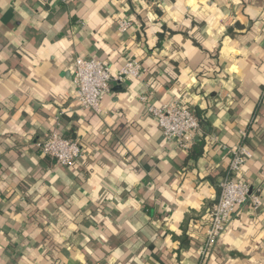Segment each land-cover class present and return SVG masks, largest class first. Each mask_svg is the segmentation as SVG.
I'll list each match as a JSON object with an SVG mask.
<instances>
[{
	"label": "crops",
	"instance_id": "obj_1",
	"mask_svg": "<svg viewBox=\"0 0 264 264\" xmlns=\"http://www.w3.org/2000/svg\"><path fill=\"white\" fill-rule=\"evenodd\" d=\"M79 56L146 75L112 82L95 114L75 99ZM150 93L206 112L199 159L163 137ZM263 96L264 0H0V264H264ZM54 130L79 144L74 166L37 148ZM243 141L255 153L241 178L262 205L239 210L202 261Z\"/></svg>",
	"mask_w": 264,
	"mask_h": 264
},
{
	"label": "built area",
	"instance_id": "obj_2",
	"mask_svg": "<svg viewBox=\"0 0 264 264\" xmlns=\"http://www.w3.org/2000/svg\"><path fill=\"white\" fill-rule=\"evenodd\" d=\"M131 24L121 21L119 29L127 32ZM146 75L144 66L137 60L127 61L114 75L110 64L96 58L77 57L73 83L76 87V101L84 110L100 114L104 96L110 92L111 83L119 84L127 80L141 81ZM142 97L148 104L149 114L157 122L163 137L175 143L181 150L189 151L197 142L202 127L195 113L174 99L159 105L151 104L152 98ZM39 151L52 158L64 167H72L83 157L78 143L64 138L57 130L46 135L44 140L37 144ZM230 162L219 183V195L208 214V227L205 239L197 248V255L204 261L226 232L232 218L248 203L256 208L262 205L261 199L253 193L249 184L241 178L243 168L253 158V154L242 145L234 147L230 152Z\"/></svg>",
	"mask_w": 264,
	"mask_h": 264
},
{
	"label": "trees",
	"instance_id": "obj_3",
	"mask_svg": "<svg viewBox=\"0 0 264 264\" xmlns=\"http://www.w3.org/2000/svg\"><path fill=\"white\" fill-rule=\"evenodd\" d=\"M168 32H169V30H168ZM163 33H159L158 34V37H159L160 40L163 37ZM196 46H200V44L196 43ZM159 81L163 85H165L167 88H172L174 86L175 82H176V79H174L173 77H170V76H166V77L164 76V77H161V80H159ZM263 104H264V96H263V98H262V100L260 102V106H258V108L256 109V112L254 114V121L258 117L259 112L261 110V106H263ZM195 115L199 119L201 127L203 126V127H206V128L209 129L210 123L207 120L206 112H201V111L197 110L195 112ZM251 129L254 131L256 138H258L260 133H261V128H258L256 126H252L251 125ZM66 139H69V138H66ZM69 140L75 142L72 139H69ZM206 141H207L206 140V133L199 134L198 141L188 151L187 159H194V160L199 159L204 153V149L206 147ZM240 145H242L244 148L248 149L252 154L255 153L254 149L250 146L249 143L243 141L242 143H240ZM257 195L261 199V195L260 194H257Z\"/></svg>",
	"mask_w": 264,
	"mask_h": 264
}]
</instances>
